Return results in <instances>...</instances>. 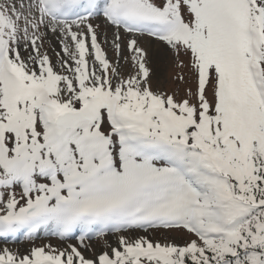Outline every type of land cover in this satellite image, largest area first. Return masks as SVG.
I'll list each match as a JSON object with an SVG mask.
<instances>
[{
    "label": "snow or ice",
    "instance_id": "1",
    "mask_svg": "<svg viewBox=\"0 0 264 264\" xmlns=\"http://www.w3.org/2000/svg\"><path fill=\"white\" fill-rule=\"evenodd\" d=\"M0 264H264V0H0Z\"/></svg>",
    "mask_w": 264,
    "mask_h": 264
},
{
    "label": "rangeland",
    "instance_id": "2",
    "mask_svg": "<svg viewBox=\"0 0 264 264\" xmlns=\"http://www.w3.org/2000/svg\"><path fill=\"white\" fill-rule=\"evenodd\" d=\"M150 56H152V58L155 60V57L152 53H150ZM154 66L158 68L162 76H166L169 80L171 79V76L173 74V69L170 65L164 66L162 64L156 63L154 64Z\"/></svg>",
    "mask_w": 264,
    "mask_h": 264
}]
</instances>
